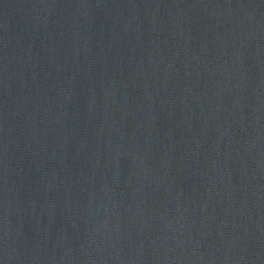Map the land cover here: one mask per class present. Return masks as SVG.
<instances>
[{"label":"water","instance_id":"water-1","mask_svg":"<svg viewBox=\"0 0 264 264\" xmlns=\"http://www.w3.org/2000/svg\"><path fill=\"white\" fill-rule=\"evenodd\" d=\"M0 264H264V0H0Z\"/></svg>","mask_w":264,"mask_h":264}]
</instances>
